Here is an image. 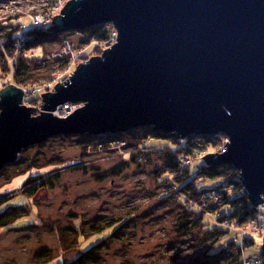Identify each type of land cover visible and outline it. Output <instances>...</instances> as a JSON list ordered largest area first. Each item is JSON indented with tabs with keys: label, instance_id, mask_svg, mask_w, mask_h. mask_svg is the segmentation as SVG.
Returning <instances> with one entry per match:
<instances>
[{
	"label": "rangeland",
	"instance_id": "rangeland-1",
	"mask_svg": "<svg viewBox=\"0 0 264 264\" xmlns=\"http://www.w3.org/2000/svg\"><path fill=\"white\" fill-rule=\"evenodd\" d=\"M67 1L0 0V53L10 66L9 73L0 78V90L9 84L22 89L21 105L35 108L31 117L45 112L40 109L41 94L53 92L54 86L71 76L79 63L101 56L113 45L108 42L111 30L106 39L85 44L81 41L86 29L48 32L52 18L61 15ZM30 32L52 36L26 49L23 44L31 39ZM11 39L13 46L7 52L5 43ZM18 55L38 57L40 68L50 65V77L29 87L13 83L12 60ZM59 64H63L61 68ZM82 105L65 102L51 113L64 118ZM153 130L163 135L153 127L98 135L58 134L23 147L15 161L3 164L0 210L5 208V212L20 216L9 226H0V264L66 263L90 248L93 258L84 264H232L230 258L236 252L228 255L229 241L242 252L240 264H259L264 204L254 207L259 210L255 218H250L257 220V234L242 233L238 222L221 224L220 230L213 231L208 226L217 224L216 218L231 209L226 205L214 213L220 207L221 189L230 184L245 196L242 184L232 181L213 187L218 179L200 177L196 185L205 190L194 204H189L173 183L183 176L181 170L200 176L206 165L203 156L223 152L220 148L226 136L203 135L214 136L219 146L206 147L194 158H183L171 150L174 144L169 140L149 138ZM146 133L149 139L141 142L136 138ZM175 155L179 169L173 175L174 159L170 156ZM231 167L229 173L234 169L239 174ZM38 173L41 178L24 187L25 180ZM245 236L253 241L247 249ZM213 240L216 247L210 250ZM221 247L224 250L217 253Z\"/></svg>",
	"mask_w": 264,
	"mask_h": 264
},
{
	"label": "water",
	"instance_id": "water-1",
	"mask_svg": "<svg viewBox=\"0 0 264 264\" xmlns=\"http://www.w3.org/2000/svg\"><path fill=\"white\" fill-rule=\"evenodd\" d=\"M60 13L48 32L111 23L117 40L41 94L37 116L22 89L0 90V169L58 134L220 133L224 151L204 163L233 166L251 205L263 204L264 0H69ZM65 102L83 105L51 113ZM260 254L264 264V236Z\"/></svg>",
	"mask_w": 264,
	"mask_h": 264
},
{
	"label": "trees",
	"instance_id": "trees-1",
	"mask_svg": "<svg viewBox=\"0 0 264 264\" xmlns=\"http://www.w3.org/2000/svg\"><path fill=\"white\" fill-rule=\"evenodd\" d=\"M108 33V29L104 25H97V26H92L84 31H82V34L84 36V39L81 41V43H87L90 41H101L106 39ZM31 39H29L27 42L23 44L24 48H32L33 45L37 40L44 39L46 37L52 36L51 34H46V33H39V32H30L29 33ZM12 42L13 40H9V42L5 43V49L8 52L12 48ZM95 47V46H94ZM38 57L32 56V57H20L18 55L15 59L12 60V82L15 83L16 85L23 86V87H29L32 86L38 82H40L42 79L48 78L51 75L52 69L50 65H46L43 68H40L38 66ZM63 64H59V67L61 68ZM10 71V66L7 63V58H4L3 55L0 53V78L3 77L4 75L8 74ZM154 131V130H153ZM148 133L144 134V136L136 137L137 139L146 140ZM149 138H157V139H167L169 140L172 144H174V148L171 149L172 151H176L175 153H179L183 157H193L195 154H197L199 151L203 150L206 147H213L218 144V141L215 140L214 136H189L188 138L184 139H177L174 141V139L171 136L168 135H162L156 131L153 132L152 137ZM148 138V139H149ZM178 155H175V157L170 156V158H173V171L171 172L173 175H176L178 173V166H177V160L176 157ZM7 168V167H4ZM232 169L231 165L227 164H214L210 166L203 165L202 171L200 172V176L193 174L189 175L187 171L181 170L183 173L180 177V179L176 182L173 181L174 185L177 184V188L181 193L184 194L183 200L184 202L187 201L189 204L193 203L198 194L205 189H202L201 187H198L196 185V181L198 178H203L204 180H214L218 179L220 180L219 182L213 184V187L217 186H222L224 184H227V182H235L236 184L240 185L239 181V174L236 170H232V173H229V170ZM25 172H28L26 170ZM24 174L22 173H16L13 175V178H16L18 176H21ZM41 178V173H38L36 176H30L27 178L24 182V187L29 186L32 181H36ZM32 185H30L31 187ZM224 191L221 194V203L220 207L217 210H214V213L218 211L220 208L225 207L226 205L230 206V211L227 214H222L219 215L216 218V221L218 223L224 222V221H231V222H238V223H243L246 221L248 218H255L256 213L258 212L259 208H254L251 206L249 203L248 198L246 195L241 196L240 191L237 190V188L231 187L230 184L228 186H225ZM230 189V191H228ZM234 190L233 192L235 194H232L231 190ZM238 191V193H237ZM26 194V193H25ZM244 194V193H243ZM5 198L3 196V203H5ZM263 204H264V191H263ZM1 205V204H0ZM191 208V206L189 205ZM3 208L0 210V226L1 227H7L9 224L13 223L18 216L17 212H5ZM202 218V215H201ZM204 218V217H203ZM203 221V220H201ZM200 221V222H201ZM203 223V222H202ZM211 225V224H210ZM109 227V226H106ZM209 229H213V231H217L218 229L220 230L219 226L216 224H212V227H209ZM208 231H211L209 230ZM102 231V230H101ZM100 232V231H98ZM218 240V239H217ZM213 244L208 248L212 249L215 246L217 242H212ZM243 243L245 245V249L248 247L252 246L253 241L251 240V237L245 236V239H243ZM242 243V244H243ZM228 245L231 246L229 248L228 255L231 254L233 256L234 254L232 252H236L233 257L230 258V262L232 264H240L241 261V253L239 251V248L233 244V242L229 241ZM228 249V248H227ZM224 248L221 247V249L217 250V253H220ZM93 258V249L90 248L89 250H86L81 253V255L77 256L73 261L71 262H58L56 264H84L86 259ZM232 259L233 262H232ZM258 261L259 264H263V260L258 256Z\"/></svg>",
	"mask_w": 264,
	"mask_h": 264
},
{
	"label": "bare ground",
	"instance_id": "bare-ground-1",
	"mask_svg": "<svg viewBox=\"0 0 264 264\" xmlns=\"http://www.w3.org/2000/svg\"><path fill=\"white\" fill-rule=\"evenodd\" d=\"M101 25H104L108 30H111V32L113 31L114 32V30L116 31V33H117V35H118V32H117V30L114 28V26L111 24V23H104V24H101ZM116 40H117V36H116ZM116 40L114 41V43L116 42ZM113 43V44H114ZM131 129H133V128H131ZM164 135V134H163ZM166 135V134H165ZM216 135V134H215ZM168 136H171V135H168ZM190 136H192V135H190ZM203 136V135H202ZM173 139H174V141L175 140H177V139H179V138H175V137H173V136H171ZM189 137V136H188ZM188 137H186V138H188ZM226 139H227V137H225ZM184 139V138H183ZM226 139H223V141H225L226 142ZM180 140H181V138H180ZM227 141H229L228 139H227ZM225 142H224V144H225ZM223 144V145H224ZM216 146H219V145H216ZM224 149V146H222L221 148H220V150L221 151H224L223 150ZM202 151V150H201ZM201 151H199L198 153H200ZM198 153L197 154H195V156H197L198 155ZM183 158H185V157H183ZM187 160H189V159H187ZM194 160V159H193ZM195 160H196V158H195ZM191 159H190V161H189V164L191 163ZM195 162V161H194ZM214 180H216V179H214ZM211 181H213V180H211ZM220 180H218V182H219ZM217 183V182H216ZM242 184V183H241ZM229 184H227L226 186H228ZM211 188V187H210ZM242 189H243V193H245V195H246V197L248 198V196H247V191H246V188L244 187V185L242 184ZM212 191V190H211ZM224 191V189L222 188L221 189V192H223ZM228 191H230V189L228 190ZM232 191V194H235L233 191V189L231 190ZM262 198H263V192H262ZM249 200V199H248ZM250 202V201H249ZM258 209V208H257ZM254 221H257L256 219H253V220H250L249 218L246 220V221H244L243 223H239V230L242 232V233H246V234H248V233H251V232H254V233H256V226L255 225H257V224H255L254 223ZM216 225L217 226H219V227H221V224H228V226H230L232 223H237V222H231V221H224V222H221V223H218L217 221H216ZM252 224V225H250V226H248L247 224ZM260 225V224H259ZM262 225H264V224H262ZM257 234V233H256ZM263 238V237H262ZM260 257H261V254H260ZM262 258V257H261Z\"/></svg>",
	"mask_w": 264,
	"mask_h": 264
},
{
	"label": "built area",
	"instance_id": "built-area-1",
	"mask_svg": "<svg viewBox=\"0 0 264 264\" xmlns=\"http://www.w3.org/2000/svg\"><path fill=\"white\" fill-rule=\"evenodd\" d=\"M116 36H117V33H116V31H112L111 33H110V36H109V38L110 39H108V42H110V43H114V41L116 40ZM232 187V186H231ZM242 193H243V189H242ZM214 195V194H213ZM213 195L211 196V197H213ZM215 197H218V196H215Z\"/></svg>",
	"mask_w": 264,
	"mask_h": 264
}]
</instances>
